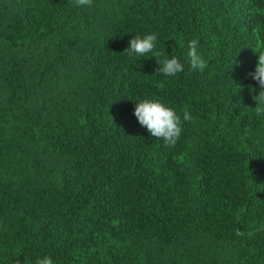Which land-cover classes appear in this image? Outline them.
Returning <instances> with one entry per match:
<instances>
[{"label":"trees","instance_id":"trees-1","mask_svg":"<svg viewBox=\"0 0 264 264\" xmlns=\"http://www.w3.org/2000/svg\"><path fill=\"white\" fill-rule=\"evenodd\" d=\"M153 33L161 56L125 52ZM261 51L264 0H0V264H264Z\"/></svg>","mask_w":264,"mask_h":264},{"label":"clouds","instance_id":"clouds-1","mask_svg":"<svg viewBox=\"0 0 264 264\" xmlns=\"http://www.w3.org/2000/svg\"><path fill=\"white\" fill-rule=\"evenodd\" d=\"M75 4L80 7L91 6L92 0H75ZM156 42L157 35L155 33L145 35L143 38L135 36L129 41V47L125 52L129 56L136 55L140 57L152 53V56L157 58L161 56V53L155 50ZM187 47V57L191 70L203 72L207 67V61L202 58L197 50L198 41L191 40ZM157 63L160 65L157 72L165 76H175L184 70V65L175 56L169 58L165 55L163 59H157ZM249 75L258 82L260 87L259 94L254 95L253 100L256 103L255 114L262 116L264 115V51L259 52L255 72ZM134 115L138 123L147 129L151 137L156 138V140H162L166 147H174L176 145L182 133V122L180 116L173 109L158 101L143 100L136 103ZM183 120L193 121V117L187 110L183 113ZM36 264H53V260L50 257H44L38 260Z\"/></svg>","mask_w":264,"mask_h":264}]
</instances>
